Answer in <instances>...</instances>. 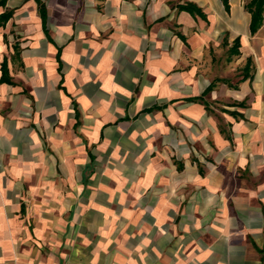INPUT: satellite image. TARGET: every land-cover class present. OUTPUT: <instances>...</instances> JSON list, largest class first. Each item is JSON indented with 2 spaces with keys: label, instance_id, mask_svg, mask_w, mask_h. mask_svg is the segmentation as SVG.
Here are the masks:
<instances>
[{
  "label": "crops",
  "instance_id": "crops-1",
  "mask_svg": "<svg viewBox=\"0 0 264 264\" xmlns=\"http://www.w3.org/2000/svg\"><path fill=\"white\" fill-rule=\"evenodd\" d=\"M41 1L44 24L35 0H6L0 6V14L11 11L0 25V77L5 60L9 79L0 81V264H121L114 253L100 262L57 258L44 240L52 213L41 209L45 220L37 221L40 211L30 206L32 198L42 193L40 186L51 193V170L58 156L63 161L68 156L62 155L73 153L71 140L79 127L89 129L92 142L99 143L106 128L175 107L190 141L197 133L205 135L211 127L205 95L218 83L230 99L222 109L228 133H213L217 156L198 165L183 149L173 160L174 172L157 178L172 193H149L146 212L153 225L142 228L144 235L158 236L155 243L146 237L140 248L128 247L123 264H264V19L251 34L244 0H228L227 11L221 0H101L88 7L74 32L76 4ZM188 3L204 15L180 9ZM236 37L240 53L230 60L226 54V62H242L238 80L197 78L195 58L210 43L228 50ZM86 42L88 56L82 50ZM118 60L124 72L120 77ZM132 72L143 76H127ZM134 80H141L138 94ZM210 83L202 101L191 100ZM53 85L59 87L56 109ZM26 88L34 89V97L25 95ZM69 90L77 93L71 96ZM78 107L86 117H80ZM87 157L82 178L95 160L91 150ZM141 183L144 196L150 178ZM164 229L171 230L172 239L160 232ZM96 250L100 255L104 248Z\"/></svg>",
  "mask_w": 264,
  "mask_h": 264
},
{
  "label": "rangeland",
  "instance_id": "rangeland-1",
  "mask_svg": "<svg viewBox=\"0 0 264 264\" xmlns=\"http://www.w3.org/2000/svg\"><path fill=\"white\" fill-rule=\"evenodd\" d=\"M247 1L244 0V3ZM67 2L76 4L75 12L71 17L74 21V32L78 19L88 12V7H93L95 3H103L101 0H67ZM222 37L223 33L220 35V38ZM72 39L76 40L73 36ZM84 45L83 53L88 56L90 51L87 50V42ZM208 46L210 48H206L201 57L195 58L197 78L207 80L227 78L235 83L240 76L242 62L238 63L237 58H233V61L229 63L226 62V45L210 43ZM126 68L131 69L129 66ZM123 74L119 63L117 76L120 77ZM136 74L132 72L127 76H139V79L143 76ZM140 82L141 80L136 84L134 80L133 88L136 94L140 92ZM58 88L53 85L51 90V102L54 109L59 106L56 100ZM28 90V88L25 89V95L28 96L31 93L30 97H34V89ZM69 91L71 96L77 93V91ZM226 91L222 84L218 83L205 95L206 104L203 107L211 118V127H208L205 135L197 133L192 141L185 136V123L177 116L178 111L175 107H170L156 115L140 117L134 122H125L106 128L105 137L99 143L92 142L89 129L84 132L83 127L77 128L73 132L76 138L71 140L73 153L62 155L68 156L65 157L67 164H65V158L62 161L58 156L60 159L58 158L51 170L50 177L53 181L51 193L50 188L42 191L44 186H40L42 193L37 194L35 199L32 198L30 205L33 210L40 211L36 214L37 221L45 220L44 216H41L43 211L41 209H47L52 213V216L47 218L51 223V232L44 240L46 245L51 246L54 255L62 259L89 258L100 262L114 253L116 258L120 257L123 264L128 247L140 248L141 238L148 237L149 243H155L157 233L144 235L142 228L144 223L153 225V221L146 212L147 197L149 198L151 195L149 193L156 192L157 189L161 191V194L164 191V195L172 193V188L159 185L157 178L169 176V172L175 168V165H172L173 160H179V154L183 149L187 150L186 154L190 155L192 162L198 165L205 160L213 162L217 156L213 133L215 130L222 129L226 136L229 129L222 115V109H225L224 104L230 99ZM35 92H37L36 97H39L38 89ZM116 98L119 99L115 97V100ZM127 104L129 108L131 105ZM123 105L115 103L114 106L121 108ZM78 108L80 117H86L88 113ZM190 125L193 124L190 123ZM195 125L200 127L199 122ZM77 143L82 145L79 151L74 146ZM44 149L50 152L46 141H44ZM88 150L95 155V160L93 167H88L82 178L83 165L88 162ZM55 159L56 156L53 155V162ZM46 172L48 174V170ZM147 176L150 178V185L146 187L149 191L143 196L140 185ZM42 196L49 200L42 199ZM142 209L145 211L143 212ZM163 225L167 228L171 227L167 222ZM160 232L172 239V236L168 235L171 232L170 229L160 230ZM96 247L104 248L100 255Z\"/></svg>",
  "mask_w": 264,
  "mask_h": 264
},
{
  "label": "trees",
  "instance_id": "trees-1",
  "mask_svg": "<svg viewBox=\"0 0 264 264\" xmlns=\"http://www.w3.org/2000/svg\"><path fill=\"white\" fill-rule=\"evenodd\" d=\"M37 5H38V9L40 12V16L42 18V23H45V10H44V4L41 0H35ZM225 10H229V1L228 0H221ZM6 0H0V6L5 5ZM244 7L246 8V10L249 12L250 14V21H249V31L251 34H254L262 25L263 19H264V0H248L247 3H245ZM180 9H184L189 11L192 14H197L199 16H203V12L201 11V9L196 6L193 3H188L185 5H181ZM11 16V11H4L0 14V25L4 24ZM226 41V40H224ZM239 37H236L231 46L228 48L227 50V60H230L231 57L233 55H238L239 52ZM249 64H250V59L248 58L245 64V71H244V75H243V79L246 78L248 76V69H249ZM1 68H2V75L0 77V81H7L9 82V79L7 77V70H6V66H5V60H3L2 64H1ZM218 81H223V82H227L225 79H216ZM215 81V80H214ZM213 86V83H210V85L206 88V90L197 97L191 98V100H203V95L205 93H207Z\"/></svg>",
  "mask_w": 264,
  "mask_h": 264
}]
</instances>
